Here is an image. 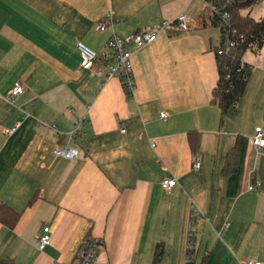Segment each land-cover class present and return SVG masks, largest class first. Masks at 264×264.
Listing matches in <instances>:
<instances>
[{
	"label": "crops",
	"instance_id": "0c3cea01",
	"mask_svg": "<svg viewBox=\"0 0 264 264\" xmlns=\"http://www.w3.org/2000/svg\"><path fill=\"white\" fill-rule=\"evenodd\" d=\"M205 8V0H0V203L19 213L14 227L0 221V264H72L88 235L102 241L93 264H153L158 244V264H264V147L253 144L264 127V46L246 52L252 74L221 124L212 101L221 30L201 26ZM181 12L194 19L190 30L174 21ZM108 14L114 26L97 30ZM165 20L173 22L132 56L128 95L108 76L107 41ZM78 41L98 51L91 70H80ZM17 82L26 90L8 99ZM239 134L238 170L224 176ZM68 145L78 158L55 154ZM168 175L178 179L171 193ZM45 225L51 241L40 250Z\"/></svg>",
	"mask_w": 264,
	"mask_h": 264
},
{
	"label": "built area",
	"instance_id": "2783aa9c",
	"mask_svg": "<svg viewBox=\"0 0 264 264\" xmlns=\"http://www.w3.org/2000/svg\"><path fill=\"white\" fill-rule=\"evenodd\" d=\"M206 7L212 11L215 15H218L221 19L229 22L231 19V12L228 9L229 4L232 0H205ZM178 27L187 31L194 26V19L187 13L181 12L177 15L174 20ZM173 21L165 20L156 27L153 28H141L134 32L130 37L125 38L120 36L116 32L109 37L107 41V47L109 50L110 58L112 59L108 63V76H119L122 83L128 93V95H133L136 88V80L134 75V66L132 56L135 51L154 42L161 30L169 26ZM114 26V17L108 14L107 17L96 24V29L99 31H105L108 27ZM237 29L235 27H230L229 34H236ZM244 40V35L239 34V36L227 39V49L235 47L239 42ZM77 49L80 54V70L81 72L91 70L98 59V51L90 47L83 41L77 42ZM26 90L22 83H15V85L8 92L7 98L13 99L18 95H21ZM161 117H167L165 111L161 112ZM20 123L17 122L15 125L9 129H5L6 135H12ZM122 132H126V128H121ZM71 140L73 139V133L70 135ZM253 144L256 148L260 149L264 147V127L261 125L256 126L255 133L253 135ZM154 146L155 143H152ZM55 154L67 159H75L80 156V152L76 147L67 146L65 148L57 147L55 149ZM201 163L198 161L195 163V168H199ZM178 184V179L173 175H168L163 181L162 186L168 192L171 193L174 187ZM261 185L259 180L253 181L248 188L250 190L257 188ZM52 229L50 225H45L39 235L38 247L40 250H44L45 247L51 241ZM102 245V241L98 237L88 235L82 242L80 248L78 249L76 256L74 257L72 264H93L98 253V248ZM189 262V261H187ZM245 264H262L261 261L255 259H249Z\"/></svg>",
	"mask_w": 264,
	"mask_h": 264
},
{
	"label": "trees",
	"instance_id": "16d2710c",
	"mask_svg": "<svg viewBox=\"0 0 264 264\" xmlns=\"http://www.w3.org/2000/svg\"><path fill=\"white\" fill-rule=\"evenodd\" d=\"M262 1L264 0H232L228 6L231 12L229 22L212 13L208 7L205 8L201 26H216L221 30L220 44L214 48L219 77L212 96V101L221 110V124L227 113L237 107L252 74L253 66L244 59L246 52L248 50L257 52L264 46V15L258 20L251 14L253 6ZM230 27H235L237 33L229 34ZM239 34L244 35V40L235 47L227 49L228 37L236 39ZM196 141L195 137L190 135L191 147L194 150ZM242 141V135L239 134L234 145L227 151L222 168L224 176L231 175L238 170ZM18 217L17 211L5 203H0V221L3 224L14 227ZM161 246L158 244L153 264H158L161 260L163 254ZM187 264H191V261Z\"/></svg>",
	"mask_w": 264,
	"mask_h": 264
},
{
	"label": "rangeland",
	"instance_id": "374dc122",
	"mask_svg": "<svg viewBox=\"0 0 264 264\" xmlns=\"http://www.w3.org/2000/svg\"><path fill=\"white\" fill-rule=\"evenodd\" d=\"M264 14V6L263 4L259 5V7L255 8V10L253 11V16L256 19H260Z\"/></svg>",
	"mask_w": 264,
	"mask_h": 264
}]
</instances>
